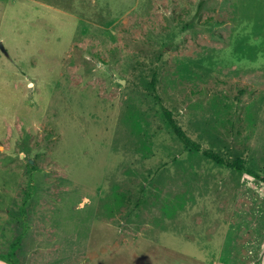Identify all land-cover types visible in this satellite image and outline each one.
<instances>
[{
	"label": "rangeland",
	"instance_id": "374dc122",
	"mask_svg": "<svg viewBox=\"0 0 264 264\" xmlns=\"http://www.w3.org/2000/svg\"><path fill=\"white\" fill-rule=\"evenodd\" d=\"M185 143L264 178V0H0V264H264V185Z\"/></svg>",
	"mask_w": 264,
	"mask_h": 264
},
{
	"label": "trees",
	"instance_id": "16d2710c",
	"mask_svg": "<svg viewBox=\"0 0 264 264\" xmlns=\"http://www.w3.org/2000/svg\"><path fill=\"white\" fill-rule=\"evenodd\" d=\"M155 80H156V75H155V73H153L152 76H151V80H150V92L152 94V98H153L154 102L157 104V106L159 107V109L161 111V114H162L166 124L171 129L173 134L181 142H184L183 138H182V131L179 128V126L176 124L172 113L167 108H165L163 106L158 94L156 93ZM185 147L189 148V149H191V150H193L195 152L201 153L206 159L210 160L211 162H213V163H215L217 165L225 166L228 169L235 170V171H237V172H239L241 174H244L245 176H247V177H249L251 179L259 181L261 184L264 185V178L259 177L255 172H253L250 169H246V168H243L241 166H237V165H234V164L226 163L219 156L203 151L199 145H195V144H192V143H185Z\"/></svg>",
	"mask_w": 264,
	"mask_h": 264
}]
</instances>
